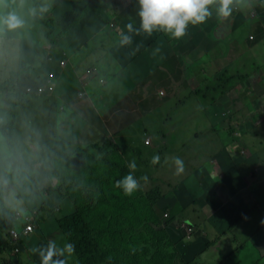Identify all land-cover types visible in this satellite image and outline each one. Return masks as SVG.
I'll list each match as a JSON object with an SVG mask.
<instances>
[{"label":"rangeland","instance_id":"1","mask_svg":"<svg viewBox=\"0 0 264 264\" xmlns=\"http://www.w3.org/2000/svg\"><path fill=\"white\" fill-rule=\"evenodd\" d=\"M91 1L95 2V7H98L99 10L103 8V22H105V26H107L104 27L105 29L124 28L119 27L120 18H122L123 26L130 21L135 23L134 19L136 18L135 16H137L138 9L136 0H128L130 5L125 4L123 8H117L115 0ZM39 3L40 0H0V15H6L8 12H15L25 21L22 26L15 29L0 27V58L2 57L5 63H11L12 66L10 65L9 69L19 65V60L21 62L22 58L23 66L27 69L25 71L30 74L35 72V62H41L42 60L44 61V65L45 63L48 65L53 64L59 69L58 64H61L66 58L70 60L79 49V46L90 44L89 42L87 44H82L83 37L80 33L85 30L83 25L87 24V21L82 20L83 17L88 15L87 9L90 7V4L87 5V1L51 0V7L48 12L43 15L31 16L28 11L29 8L38 6ZM114 6L116 8H114ZM232 7L233 9L229 17H227L230 19V22L225 21L224 17L217 15L213 7L212 16L201 24L203 30L198 31L194 27V32L198 37L205 35L207 38L208 42L203 45H200L196 41L198 40L196 36L185 37L184 40H182V36L179 40H173L170 39L169 36H161L164 35V33L161 32L160 35L158 31L147 37V34L144 33L140 39L132 36L133 40L131 43L135 52L132 53L131 61L139 60L142 55L144 56V48H148L149 46H151V49L159 48V51L156 52H161L166 55L173 52V50L176 51L175 47L177 45L175 46V44L179 43L180 47L178 46L177 49L180 50V53L182 52V55H185V60L187 62L184 63L188 64V66L181 71V74L186 75L184 78L186 83L183 84L182 80L177 82V86L174 90L172 84L166 85L165 89L167 93H165V95L163 93H161L163 95H158L157 88H155V95L152 97L147 96L149 87H153L152 85L142 84L137 86V89H139L140 86H146V101H144V103H149L148 108L152 109L147 112L141 120H144V122L146 121L150 126L144 129L145 134L142 133V127L137 130L140 133L137 137L138 143L135 144L138 148L137 153L129 154L128 150L125 153L121 152V158L118 153L117 156L121 164L125 162V164H127L129 160L134 159L137 164V168L134 170L136 176L146 175L148 179L146 182H141L140 189L132 193L131 198L127 199L126 203H123L127 205V211H135L130 213H136L135 217L129 214L125 217L112 214L109 211L111 208L110 205H119L120 202L117 199L111 201L105 199L107 202L105 206H108V210L101 216L99 226L93 219L92 221H88L92 227L85 236V245H87L89 249L92 248L93 244L98 245V248L92 251V254L98 256L100 249L104 252L106 251V253H112L114 260L123 264H132L133 261V264H183L182 262L189 263V260L195 254L206 249H201V246L208 247L212 245V256L208 257V255L205 254L201 256L199 260L194 259L195 264H264L263 213L252 214L254 221L249 222L250 226H253V228H249L248 224L247 226L251 231L245 229L242 233L244 235H241L239 238L233 235V232L230 231L229 228H220L219 224H217L216 227L219 232L228 231L230 233L229 238L223 237L214 230H212L214 232L212 233L211 230L201 228L200 231L204 233H193L194 238L198 235L200 236L197 237L198 241L192 242V231L199 228L198 225H201V223L199 224L200 221H190L189 219L187 220L192 223L189 224L186 222L184 218H189V209H180L176 203H174V205L172 204V200H170L167 205L168 208L166 209H162V204L158 202V206L152 208L153 214H151L153 217L149 216L147 221L144 220V193L148 198L147 193L149 195H153L156 192L163 194L164 191L169 190L172 192L171 194H173V189L176 191L187 189L191 191V193L197 192L196 196H204L208 193L206 188L208 186L211 187V185L219 179L215 170L219 168L226 173L225 168L220 165L223 161H227V163L230 164L229 172L231 169L237 172L233 174V180H238L240 176L244 175V172L248 174L251 173L248 172V170H252L254 179L258 175L261 176L264 174V115L262 116V113L259 111V107H264V38H255L257 37L256 34H252L255 30L252 24L259 22L264 28V0H240L239 3H233ZM241 14H247L249 16V18L239 26L236 32H234V36H240L241 44L236 48V46L232 44L234 40L229 39V49L227 50L228 52H226L228 55H226L221 46L225 39H218L216 28L220 25V22H224L225 26L226 24L230 25L228 26L230 29L229 33L232 32L236 29L238 23L244 20ZM98 18L100 17L97 16V19L93 22H98V24L102 25L100 19L97 21ZM51 19H53V21ZM74 19L75 23L70 27V23ZM48 20L52 21L53 27L55 26L53 41H49L43 34L41 41H37L38 22ZM201 25L199 27H201ZM221 33L225 32L222 31ZM56 34H60L62 38H57ZM26 38H31V42ZM103 38L101 40H103ZM180 40H182L181 42L183 43H181ZM237 42H239V40H237ZM129 46L128 44V47ZM236 50H242L237 57L241 65V71L238 73L233 66L232 57L233 52L234 54L238 53ZM124 58L129 63L126 54ZM148 60L149 59H147V61ZM67 62L68 61H66V63ZM208 62L212 67L211 70L216 67L222 72L225 71L223 66L228 63L230 72L239 74V85H234V78L230 81L233 82L231 84H229V82L228 85L225 86L218 85L219 78L217 80L214 79L215 75H219L221 72H216L213 78V75H209L207 71H204V74L199 77L198 81L192 70H205L208 68ZM63 64H65V62H63ZM74 67L76 68L78 65ZM95 68V65L90 64L88 67L84 68V72H86L87 75H95ZM17 70L18 66L16 67V71ZM0 73L1 75L5 74V82L11 81L10 71H8L7 66H5V71H1ZM172 76L173 75L170 77ZM19 77H13L11 85L8 84V86H6L8 90L12 86L15 88L17 87V83H19L20 80ZM36 77L37 76H35L36 81L42 80H40V77ZM69 78L70 81L67 80L66 83L71 84L76 82L74 76H69ZM173 81L175 82V80ZM30 83L32 82H26L23 86ZM211 87L217 90L216 96L214 97H220V99L215 100V105L217 104L218 108L211 105V93L209 92L213 90ZM223 88L229 89L230 91L227 95H229L230 99H234L233 101L226 100L228 109H221L223 105L221 97V92L224 91ZM55 93L57 94L58 91L55 90L52 94ZM136 93L139 94L138 92ZM239 93L240 95L243 94V97H240L241 103L235 107L233 104L235 103L234 101L239 99ZM3 94L4 93H1L0 96H2L4 100L5 97ZM28 95L29 94H22L21 96H19V94L16 96L12 95L14 97L13 102L16 100V113L22 111L23 114L19 122H16V138L20 143L16 145L18 147L15 149V152L10 153L11 157L6 159L7 162L4 164V161H2L5 167L0 163L1 201L5 208H7L8 217L12 221H15V224L18 223V226L22 229L27 225L32 226L29 239L26 241L24 240L21 244L18 243L19 246L16 244L18 251H16L17 248L12 251L11 248L10 255H4L3 258H5V262L9 264H40V256L38 252L35 251L36 249L46 245L49 240H56L58 244L68 241L66 237H63L60 230L59 220L62 219L61 217L69 215L71 212H75V210H79L77 213L80 215H83L84 211H88L84 210L85 205L83 202L79 201L77 198L76 201L74 199V196L76 197L74 187L78 184V181L82 180L80 174L75 175L80 169H76L79 162H77L76 165L74 159H79L81 157V153L80 156H78L77 151L82 149L80 146H86V144L80 143L75 145L72 143L71 140L74 137V133L70 131L73 130L72 123L69 122L70 118L68 117L66 109L64 108V110H62L61 106H55L52 116L48 118L47 121L45 120L42 122L40 119H37L35 125L29 123L27 117H29L35 109V107H32V102L40 98ZM50 97L52 98V95ZM168 99L171 100L164 105ZM70 100L71 99H66L67 102H70ZM156 103L158 104L155 106ZM155 107L159 108L154 111ZM249 108L251 109L249 110ZM71 116L74 119H79L77 117V111H74ZM231 127H234L231 131L236 129L234 133L231 131L228 133V128ZM244 131L245 133H243ZM242 135L245 144L242 140H239ZM232 136L236 138L233 139ZM35 137L41 141L57 138L60 146L65 142L72 143L71 147L66 145V149L70 150V153L73 154L71 157V168L68 173L62 171L60 179L55 178L54 180L53 176L46 179L42 177L39 172H37L38 175H33L31 173L33 166H31L30 162L36 161L38 157L32 154L34 146L32 144L29 146V143L24 141ZM151 137L154 142L151 141ZM230 141L235 142L238 147L232 148L229 147L230 144L224 145V143ZM164 143H166V145ZM170 143L171 150L169 149L170 146H168ZM4 145L5 143L3 147ZM151 145L154 146V153L156 149L161 147L163 153L166 154L164 159H166V157L168 158L165 161L160 160L157 163L158 168H155L156 166H153L154 168L151 167L152 160L147 153L150 151ZM95 146L90 145L88 148L91 156L98 161L96 164V174L104 176L112 172L113 175H109L107 179L110 181L111 185L115 187L114 181L120 178L118 175L120 166L117 165L118 169L112 170L109 163L110 155L104 156V152H100ZM5 147L7 146L5 145ZM236 151L239 152L238 155L235 154ZM22 152L26 154V157L22 156ZM206 154L216 156L213 161L215 165L211 167L212 173L206 170L207 165L210 167L212 164L209 158H203V166L199 164V158L202 159V155ZM173 156L180 157L184 162V167L181 172L175 171L169 176L172 169H175V165L171 159ZM250 157H255L257 159L255 164H250L247 168L242 167V169H240V165L235 167L236 162L241 160L248 161L247 159ZM185 159L190 161V163L187 162V164H191L190 166L188 165L189 167ZM79 160L81 161L82 159ZM14 169L16 170L14 175H12L10 171ZM188 170L190 171L187 176L185 173ZM240 170L242 173H240ZM211 174L213 176L210 179L209 175ZM228 174L232 175V173ZM189 176L192 177L188 178ZM152 177L154 181L150 180ZM171 179H173V181ZM110 183H105L103 192L108 190L107 188H109L108 186ZM153 185H156V190L150 188ZM179 185L185 186V188L182 187L183 189H179ZM93 197L95 198L97 195H93ZM262 198V201H264V197ZM259 200L262 202L260 198L254 199L252 202L257 203ZM96 201H92V205H95ZM262 203L264 204V202ZM123 204H121V206L124 208ZM150 205L151 207L153 206V201L150 202ZM194 212V216L200 218L204 215L202 210L199 216L196 211ZM3 221V217L0 213V223H3ZM96 226H98V228H95ZM196 226L198 227L195 229ZM76 229L77 228H75V231ZM182 230L184 231L183 234L181 233ZM13 234H16L15 230H10L8 232V240L11 245L15 243L16 239ZM120 235L123 236V238L119 241L116 240V237ZM228 239L235 242L234 244L230 243V247L223 245V241H228ZM94 240L98 243H95ZM114 241L118 243L114 244ZM238 243L242 244V248L239 249ZM84 250L86 251V249ZM232 250L238 251L237 253H232ZM85 251L84 253H88ZM85 256L86 260L92 261L89 253L85 254ZM132 258H134V260H132ZM76 260H78L77 255L73 252L71 257L68 258L67 264H80V262ZM84 264L87 263L84 262Z\"/></svg>","mask_w":264,"mask_h":264},{"label":"crops","instance_id":"2","mask_svg":"<svg viewBox=\"0 0 264 264\" xmlns=\"http://www.w3.org/2000/svg\"><path fill=\"white\" fill-rule=\"evenodd\" d=\"M83 1H87V5L90 4V7L87 9L88 15L82 18V20L87 21V24L83 25L85 27V30L80 33H81V36L83 37L82 44H87L88 42L90 44L79 46V49L77 50V52L72 56L73 58L71 57L72 60L71 58L70 60L66 58V60L63 61L65 62V64H58L59 69H57L53 64L48 65L47 63H45V66L43 69L35 70L33 74H30L24 69L21 72L22 76L21 74L19 75L21 77L18 76L20 80H19V83H17V87L16 88L13 87V89L10 88L9 91L4 92L3 96L5 98L8 97L10 101L13 102L14 97L12 95L15 96V93L17 94L21 93V91H23L25 87L27 86V85L23 86L26 82H44V80H46L47 78L51 79L55 85L54 91L57 90L58 93L52 94L54 92L53 91L51 94H48L43 97L33 95V96L39 97L40 99H35L34 102H32V107H35V109L30 114V116L27 117L29 119V123L35 125V122L37 121V119H40L42 122L45 120L47 121V119L52 116L55 106H61L62 110H64V108L66 109V112L68 113V117L70 118L69 122L72 123L73 130H70V131L74 133V137L71 140L73 144L75 145H78L80 143L86 144V146H80L81 148H84L90 145L99 146L105 140H108L112 142L114 145H116L119 148V150L113 152L111 148H107L106 151L104 152V156L109 154L110 159H114V160L116 159L119 162L120 159L118 158L117 153L119 154L120 158H121L120 156L121 152L125 153L126 151L129 150L128 152L129 154L137 153L138 148L135 146V144L138 143L137 137L140 135L139 131H137L138 128L142 127L141 128L142 133L145 134L144 129L150 126L146 121L144 122V120H141V118L144 117V115L152 109V108H148L149 103H144V101H146L145 99L146 86H140L139 89H137V86L142 85V84L152 85L153 87H149V91L147 93L148 97H152L155 95V92H154L155 88H157L158 95H163V94L165 95V93H167L165 89L166 85L172 84L173 90H174L177 86L176 84L177 82L182 80L183 84L186 83V81L184 80L186 75L181 74V71L183 70V68L187 67L188 64L184 63V62H187L185 60L186 58L185 55H182L181 54L182 52L180 53V50L177 49L178 46L180 47L179 43L175 44V46L177 45L175 47L176 51L173 50V52H170L169 54H166V55H164L161 52L160 53L156 52L155 48L151 49V46H149L148 48H144V56L142 55L143 57L141 56L139 60L131 61L132 53L135 52V50L133 49L132 43H130L129 44L130 46L128 47V44L122 45L119 42L121 31L122 30L127 31V30L125 28H122V29L106 28L105 29L104 27H107V26H105V22H103V19H104L103 13H102L103 8L99 10L98 7H95L96 6L94 4L95 2H92L91 0H83ZM116 1L117 2L115 3L119 4L117 8H123L125 7L124 6L125 4L130 5L128 0H116ZM239 2L240 0H233V3L235 4ZM114 8L116 7L114 6ZM229 15L227 17H229ZM97 16L100 17L98 18L97 21H99L100 19L102 21L101 22L102 25L98 24V22H93L95 19H97ZM135 17H136L134 19L135 23L132 22V24L134 28H138L139 27V17L138 16H135ZM227 17H224V20L230 22V19H228ZM242 18L244 20L239 22L236 29L230 33H229L230 29L228 28V26L230 25L226 24L225 26L224 22H220V25L216 28L217 29L216 35L218 36V39H221V40L225 39L223 44H221V46L223 48L222 50L223 51L225 50L224 54L226 55H228L226 52H228L227 50L229 49V42H230L229 39L234 40L232 44L235 45L236 48L239 44H241L240 36H234V32H236L239 26L243 24L249 18V16L247 14H244L242 15ZM119 21H120L119 27H124L122 24V18H120ZM200 25L201 24L195 25V26L189 25L186 29L185 34L183 35L182 40H184L185 37H193V36L198 37L196 33L194 32V27L196 28V30L202 31L203 30L202 25L201 27H199ZM252 25L255 29L254 32H252V34L253 35L256 34L257 36L255 38H259V39L264 38V28L261 26V24L259 22H256ZM222 31L225 33H221ZM155 33L156 31H154L152 34H155ZM129 34L132 36H135V38L140 39L144 33L139 32V33H129ZM159 34L161 35V32H159ZM147 36L148 35H146V37ZM161 36H168V35L164 34ZM102 38L103 40H101ZM182 40H180V42ZM237 40H239V42H237ZM196 41L200 45H203L208 42L205 35L198 37V40ZM166 42H163V43H166ZM125 54L129 59V63L124 58ZM238 54H240V52H238L237 54H234L233 52V55H232L233 66L237 73L241 71V65L237 58ZM147 59L149 60L147 61ZM66 61H68L67 62L68 65ZM90 64H93L96 66V68L94 69L96 71L95 75L94 74L87 75L86 72H84V68L88 67ZM208 64H209L208 68L205 70H202V71L192 70L193 73L195 74V78L198 79V81H199V77L202 74H204V71H207L209 75H213V78L216 72H221L219 73V75H215V79H214V80H217L219 78L218 85L220 86L228 85V83L233 78H234V81H233L234 85L235 86L239 85V80H238L240 78L239 74L230 72L228 63L225 64V66H223V69L225 68L224 69L225 71L223 72L220 71V69H217L216 67H214L215 69L211 70L212 67L209 62ZM10 65L11 63H5L2 57L0 58V72L5 71V66H7V69L10 72L11 71L15 72L17 66L18 68L24 67L23 58L21 62L19 60V65H16V67H12L9 69ZM75 65H78V67L75 68L74 67ZM4 75L5 74L1 75L0 73V83L5 81ZM171 75L173 76L170 77ZM35 76L40 77V80L41 79L42 80L36 81ZM69 76H74L76 78V82L71 83V84L66 83L67 80L70 81ZM173 80H175V82ZM173 82H174V85H173ZM233 82H230L229 84ZM211 88L213 89L214 87H211ZM229 91H230L229 89H224V91L221 92V97H222V102H223L221 109H224V108L228 109L227 101L234 100V99H230L229 95H227ZM136 92H138L139 94H137ZM160 92H162L163 94H161ZM209 92L211 93V100H210L211 105L212 106L214 105L218 108V105L217 104L215 105V100L220 99V97L219 98L214 97L216 96L217 90H210ZM19 95H22V94H19ZM51 95H52V98L50 97ZM240 97H243V94L240 95L239 93V99H237L238 101L235 99L236 101H234L235 103L233 104L235 107H237V105L241 103ZM263 98H264V92H263ZM66 99H71V100L70 102H67ZM170 100L171 99H168L164 105H166ZM12 102L9 103L7 99L3 100L2 96H0V127L3 124H5L10 117L8 107L11 105ZM15 104H16V101H15ZM157 104L158 103H156L155 106ZM158 108L159 107H155L154 111H156ZM250 109L251 108H249V110ZM74 111H77V117L79 119H74L71 116L74 113ZM259 111L262 113V116H263L264 107H259ZM22 116L23 114L21 111L20 113H16V117L14 118L13 138L16 141L13 146L14 150L18 147L16 145L20 143L18 139L16 138L17 137L16 122H19V119ZM233 128L234 127L228 128V133ZM235 130L236 129L232 130L231 132L234 133ZM219 133H222V132H219ZM243 133H245V131ZM36 137L33 139H28L24 142L29 143V146L32 144L34 146L32 154L35 155L36 157H39L40 145L38 146V144L41 140L37 139ZM232 138L234 139L236 137L232 136ZM48 140H51V139H48ZM239 140H242V142L244 141L243 135L241 136ZM151 141L154 142L152 137H151ZM231 141L224 143V145L230 144L229 147L237 148L238 147L237 144ZM4 143H5L4 137L0 133V163L1 164H3L2 161H4V164H5L7 162L6 159L11 157L10 155L11 150L9 149V147H5V145L7 146L6 143L3 147ZM68 143L72 144L71 142H68ZM171 143L168 144V146H170L169 147L170 150H171ZM164 144L166 145V143ZM22 153H23L22 156L26 157V154H24V152ZM147 153L150 155L151 158L153 155H158L160 157V160L162 161H165L168 159L167 157L166 159H164L166 154L163 153L161 147L159 149H156L154 153V146L151 145L150 151ZM235 154L238 155L239 152L236 151ZM215 157L216 156L210 155V154L202 155L201 157L202 159L199 158L200 166H203V163H204L203 158L204 159L209 158V161L212 164L210 167L207 165L206 170L212 173L211 167L212 165H215L213 164ZM247 160L248 161L241 160V161L236 162L235 167L240 165L241 166L240 169H242V167L247 168V166H250V164H255V162L257 161L255 157H250ZM159 161H157L155 164L151 163V167L156 166L155 168H158L157 163ZM111 162H114V161H111ZM185 162L186 164L187 162L190 163V161H187L186 159H185ZM4 164H3V167H5ZM188 165L190 166L191 164H187V166ZM220 165L221 167L225 168L226 173L221 171V169L219 168L215 170L217 177L219 176V179L215 183H213L211 187L208 186L206 188L208 190V193L206 195L196 196L197 192L191 193V191L187 189L185 190L183 189L185 188V186L179 185V189H183V190L176 191L175 189H173V194H171L172 192L169 190L164 191L163 194H159L156 192L154 194L156 199L153 201V207L158 206V202H160L162 204L161 208L166 209L168 208L167 207L168 203L170 202V200H172V204L174 205V203H176L180 209H183V210L189 209V215H188L189 218L185 217L184 220L188 222L189 224L192 222H189L187 219H189L190 221L191 220L200 221L199 224L201 223V225H198L199 228H197L198 226H196L195 229L196 228L197 229L193 230V233L195 234H200V233L203 234L204 232L200 231V229L206 228L207 230L216 231L218 234L222 235L223 237L229 238L230 233L228 231L219 232L217 230L216 225L219 224L220 228H224V229L229 228L230 231L233 232V235H236V237L238 238L241 235H244L242 233L245 229L247 230L249 228H253V226H250V222L254 221L252 214L254 213L264 214V204L262 203L264 202L262 201L263 200L262 197H264V174H262L261 176L258 175L254 179L253 178L254 174L252 170H248V172H251L252 175L251 173L248 174L244 172V175L240 176L238 180H233L232 179L233 174L237 172L232 171V169L229 172L230 164L227 163V161H223L222 164L220 163ZM125 167L127 169V166ZM15 170L16 169H14L13 171L11 170L10 173L14 175ZM154 170H157V169H154ZM129 171H132V170L129 169ZM189 171L190 170H188L185 173V175L188 176ZM37 172H39V174L42 175V177H45L46 179L51 178V176L55 177L56 175L54 172V169L50 166L49 163L34 164L33 170H31V173L33 175H38ZM59 172L61 173L62 171L59 170ZM64 172L68 173L69 171L64 170ZM173 172H175V169H172L169 176H171ZM228 173H232V175H229ZM240 173H242L241 170H240ZM133 174L136 176L135 171ZM209 176L211 179L213 175L211 174ZM191 177L192 176H189L188 178H191ZM150 180L154 181V178L152 177ZM171 180L173 181V179ZM150 188H153L156 190V185H153ZM144 196H146L145 193H144ZM251 198L253 200L260 198L262 202H260L259 200L257 203H253L252 202L253 200ZM201 210L204 213L202 218L194 216L195 215L194 211H196L197 215L199 216ZM248 224H249V228L247 226ZM181 233L183 234L182 231ZM193 233L191 236V242L198 241L197 237L200 235L194 238ZM212 233L214 232L212 231ZM223 243H224L223 244L224 246L227 245L228 247H230V243L234 244L235 242H232L231 239L230 240L228 239V241H223ZM240 246H242V244L238 243V247ZM202 248H206V249L199 251L189 261L195 262L194 259L199 260L200 257L205 254H207L208 257L212 256V252H213L212 245L208 247L201 246V249ZM219 249L221 250L220 247Z\"/></svg>","mask_w":264,"mask_h":264},{"label":"trees","instance_id":"3","mask_svg":"<svg viewBox=\"0 0 264 264\" xmlns=\"http://www.w3.org/2000/svg\"><path fill=\"white\" fill-rule=\"evenodd\" d=\"M115 2L117 1L115 0ZM116 4H117L116 6H119L118 3ZM51 20L53 21V19ZM51 20L38 22L39 24L37 25V33H38L37 41H41L42 34L49 41H53V34H55V30H54L55 26L53 27ZM74 23H75V19L70 23V27ZM56 35H57V38L58 37L62 38L60 34H56ZM26 39L31 42V38H26ZM241 51L242 50H236V52H241ZM44 66H45L44 61L42 60L41 62H35L34 68L35 70H39V69H43ZM24 69L27 70L26 67L24 66V67H19L16 72L11 71L10 72L11 81L14 76L16 77L19 76ZM11 81H8V82L3 81L0 83L1 93L5 91L6 92L9 91L6 86H8V84L11 85ZM51 82L53 85V90L50 93H46L41 96H46L48 94H51L54 91L55 85L52 80ZM11 89H13V86L11 87ZM213 90H215V88H213ZM19 94H26V92L25 90H23ZM16 95L17 93H15V96ZM5 99H7L9 103L12 102L10 101L8 97H6ZM15 101L16 100H14V102H12L11 105L8 107V111L10 114L9 121L0 127V133L4 137L5 143L7 144V147H9L12 153L15 152L13 146H14V143L16 142L13 138L14 118L16 117ZM39 145H40V155L36 161L30 162L31 166L37 163H49L50 166L54 169V172L56 174L55 177H53V179L54 180L55 178L60 179L61 173L59 172V170L69 171L71 168V164H72L71 157L73 156V154L70 153V150L66 149V145H69V147H71V144L62 143L60 146L58 144V139H54V140H49V141L42 140L39 142ZM88 147H84L81 150L77 151L78 156H80V153H81V157L79 158V159H82L81 161L78 158L74 159L76 165H77V160L79 162L78 166H76V169L77 168L80 169L77 173H75V175L80 174L82 177V180L78 181V184L74 187L75 188L74 190L76 191L75 193L76 197L74 196V199L75 201L78 199L79 201L83 202L85 205L84 210H88V211L87 212L84 211L83 215H80L79 213H77L79 210H75V212H71V214L64 215L63 217H61L62 219L59 220L60 230L62 232L63 237L64 238L66 237L68 241L74 244V252L76 253L78 262H80V264H84V262H86L87 264H123V263L118 262L117 260H114L112 253L109 254V253H106V251L104 252L103 250H100V249H99L100 256L92 254V251L98 248L97 244H93L91 249H89L87 245H85V236L88 234V232L90 231V228L92 227L88 223V221H92L93 219V221L95 220V223L97 222L96 224L99 226L101 216L103 215L104 212H107L108 210V206L107 207L105 206V204L107 203L106 200L111 201V200L117 199L120 202L119 205H113V204L110 205L111 208L109 209V211L112 214H117L119 217H125L128 214L133 217L136 216V213L130 214L131 212H135V211H130V212L127 211V205L123 204V203H126L127 199L131 198V195L123 194L119 188L113 187L110 181L107 179L109 175H113L112 172L111 174L109 175L107 174L104 176H99L96 174V164L98 163V161L91 156V154L89 153ZM95 148L100 150V152L102 153L105 152L107 148H111L113 152L119 150V148L116 145H114L112 142L108 140H105L99 146H95ZM111 161H114V162H111ZM109 163H110V168L112 170H117L118 169L117 165L120 166L119 173H118L119 177L129 172V170L126 169V167L123 164L119 163L116 159L115 160L110 159ZM115 179H116V175H115ZM105 183H110V185L108 186L109 188H107L108 190L103 192V187ZM93 195H97V197L94 198ZM137 195H140V194H137ZM147 195H148V198H145L146 196H144V220L145 221L149 219V216L153 217L152 208L154 207L153 206L151 207L150 202L156 199L154 194L149 195L147 193ZM92 201H96L95 205H92L91 203ZM121 204L124 205V208L123 206H121ZM0 213L4 220L3 223H0V264H9L5 262L4 260L5 258H3L4 255H10L11 248L13 251L14 249L17 248L16 244L18 243L21 244L24 240L25 241L28 240L31 235H29L30 233L24 235L23 229L20 226H18L19 224L18 223L15 224V221H12L8 217L7 208H5L4 204L1 201V189H0ZM98 226H96L95 228H98ZM75 228H77L76 231H75ZM10 230L16 231L15 243H13L12 245L9 244V240H8V232ZM122 238L123 236L120 235L116 237V240L119 241ZM94 241L95 243H98L96 240ZM116 243L118 242L114 241V244ZM240 248H242V246H240L239 249ZM84 249H86V251L89 253L90 257L92 258V261L86 260L85 254H88V253H84L85 251ZM16 251H18V248ZM237 251L235 252V250H233L232 253H237ZM132 260H134V258H132ZM133 263L134 261L132 262V264ZM182 263L183 264H195V262L193 261H190L189 263L188 262H182Z\"/></svg>","mask_w":264,"mask_h":264},{"label":"clouds","instance_id":"4","mask_svg":"<svg viewBox=\"0 0 264 264\" xmlns=\"http://www.w3.org/2000/svg\"><path fill=\"white\" fill-rule=\"evenodd\" d=\"M136 3L138 4L137 16L139 17V27L134 28L131 21L125 24L124 28L127 31L122 30L120 33L119 42L122 45L132 42V35L129 33L139 32L151 35L154 31H158L168 35L172 39L178 40L185 34L189 25L202 24L212 16L213 7L217 15L227 17L231 13L233 6V0H136ZM50 7L51 0H40L38 6H33L28 11L31 16L43 15L48 12ZM24 23L25 21L15 12L0 15V27L15 29ZM156 51H159V48ZM44 82H34L26 85L34 86ZM26 94L37 95L34 93ZM171 159L175 165V171L181 172L184 167L183 160L178 156H173ZM151 160L155 164L160 160V157L153 155ZM126 166L132 171L116 179L114 186L119 188L123 194L131 195L140 189L141 182H146L148 177L146 175L137 177L133 174L137 168L134 159L129 160ZM182 232L184 233L183 230ZM35 251L40 256V264H67L68 258L74 252V244L70 241L58 244L56 240H49L46 245Z\"/></svg>","mask_w":264,"mask_h":264},{"label":"built area","instance_id":"5","mask_svg":"<svg viewBox=\"0 0 264 264\" xmlns=\"http://www.w3.org/2000/svg\"><path fill=\"white\" fill-rule=\"evenodd\" d=\"M61 64H63V62H61ZM26 93H34L37 95H43L46 93H50L53 90V85L51 82V79H47L46 83H41V84H36L34 86H27L25 89ZM32 231V226L31 225H27L24 229H23V234H29ZM13 236L16 238V234H13Z\"/></svg>","mask_w":264,"mask_h":264}]
</instances>
